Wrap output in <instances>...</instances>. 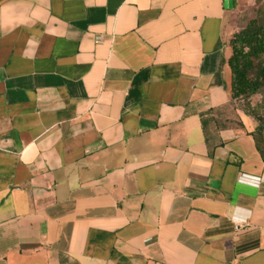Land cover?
<instances>
[{"label": "crops", "instance_id": "obj_1", "mask_svg": "<svg viewBox=\"0 0 264 264\" xmlns=\"http://www.w3.org/2000/svg\"><path fill=\"white\" fill-rule=\"evenodd\" d=\"M244 1L0 0V264H264Z\"/></svg>", "mask_w": 264, "mask_h": 264}, {"label": "trees", "instance_id": "obj_2", "mask_svg": "<svg viewBox=\"0 0 264 264\" xmlns=\"http://www.w3.org/2000/svg\"><path fill=\"white\" fill-rule=\"evenodd\" d=\"M232 53L228 63L230 66L232 80L230 95L232 102L246 99L253 94L264 92V19L256 16L249 19L230 41ZM241 107V106H240ZM262 103L255 105L246 102L242 107L256 121L254 138L256 147L264 160V110L258 112ZM211 111V110H210ZM206 114L209 113L205 112ZM201 113V122L204 129L206 141L207 118ZM211 153V150H210Z\"/></svg>", "mask_w": 264, "mask_h": 264}, {"label": "rangeland", "instance_id": "obj_3", "mask_svg": "<svg viewBox=\"0 0 264 264\" xmlns=\"http://www.w3.org/2000/svg\"><path fill=\"white\" fill-rule=\"evenodd\" d=\"M261 16L264 19V0H251L244 1L243 6L240 10L239 18L244 22V24L251 18ZM246 102H249L252 105L257 104L258 102L262 103V107H259L258 112H262L264 110V92L256 93L251 95L250 97L239 100L237 102H233V105L243 107Z\"/></svg>", "mask_w": 264, "mask_h": 264}]
</instances>
